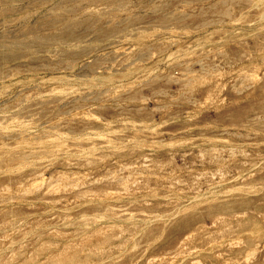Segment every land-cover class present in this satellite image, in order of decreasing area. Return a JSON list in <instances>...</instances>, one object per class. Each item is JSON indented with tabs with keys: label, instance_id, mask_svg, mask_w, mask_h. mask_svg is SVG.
Returning <instances> with one entry per match:
<instances>
[{
	"label": "rangeland",
	"instance_id": "1",
	"mask_svg": "<svg viewBox=\"0 0 264 264\" xmlns=\"http://www.w3.org/2000/svg\"><path fill=\"white\" fill-rule=\"evenodd\" d=\"M0 264H264V0H0Z\"/></svg>",
	"mask_w": 264,
	"mask_h": 264
},
{
	"label": "bare ground",
	"instance_id": "2",
	"mask_svg": "<svg viewBox=\"0 0 264 264\" xmlns=\"http://www.w3.org/2000/svg\"><path fill=\"white\" fill-rule=\"evenodd\" d=\"M58 189V188H57ZM51 190H53V189H51ZM47 192V191H46ZM27 194V193H26Z\"/></svg>",
	"mask_w": 264,
	"mask_h": 264
}]
</instances>
